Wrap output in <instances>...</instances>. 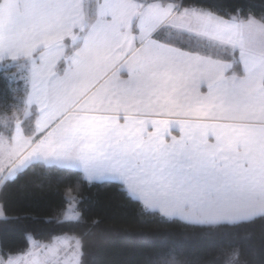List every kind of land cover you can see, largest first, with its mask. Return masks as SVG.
<instances>
[{
  "label": "snow or ice",
  "instance_id": "1",
  "mask_svg": "<svg viewBox=\"0 0 264 264\" xmlns=\"http://www.w3.org/2000/svg\"><path fill=\"white\" fill-rule=\"evenodd\" d=\"M37 168L70 181L50 223H87L83 185L117 184L142 216L179 226L153 264H264V231L246 246L229 231L264 229V11L0 0V222L19 219L9 190ZM223 235L237 242L211 260L179 251ZM31 243L0 246V264H88L81 236Z\"/></svg>",
  "mask_w": 264,
  "mask_h": 264
},
{
  "label": "trees",
  "instance_id": "2",
  "mask_svg": "<svg viewBox=\"0 0 264 264\" xmlns=\"http://www.w3.org/2000/svg\"><path fill=\"white\" fill-rule=\"evenodd\" d=\"M190 3L192 0H186ZM215 6L223 15L236 5L244 6L258 14L264 11V0H204ZM67 173L47 172L34 169L23 175L9 190V215L19 219L0 222V246L13 251H27L29 235L40 242H52L54 237L67 235L81 236L89 249L88 264H153L157 253L167 243L166 230L178 232V225L151 220L139 212V205L131 201L117 184L83 185L84 197L81 207L85 209L87 223H65L57 225L47 218L56 214L65 202V187L70 181L64 179ZM98 220L95 225L92 220ZM245 229L254 232L251 242L242 237ZM238 232V243L259 244L264 231L261 225L245 226L229 230ZM84 233H88L84 235ZM234 241L231 235L216 238L215 243H185L179 251L190 258L202 257L211 260L221 248ZM63 247V246H61ZM63 258V257H61Z\"/></svg>",
  "mask_w": 264,
  "mask_h": 264
},
{
  "label": "rangeland",
  "instance_id": "3",
  "mask_svg": "<svg viewBox=\"0 0 264 264\" xmlns=\"http://www.w3.org/2000/svg\"><path fill=\"white\" fill-rule=\"evenodd\" d=\"M67 236L72 237V235H67ZM30 237H31V241H36V242L40 243V241H37L36 239H34L33 236H30ZM61 237H62V236H61ZM29 241H30V239H29ZM31 241H30V248L33 247ZM42 243H45V242H42ZM67 243H68V245H69V251H71V247H70V246H71L72 244H74V241L71 240V239H69V240L67 241ZM62 246H63V245H62Z\"/></svg>",
  "mask_w": 264,
  "mask_h": 264
},
{
  "label": "crops",
  "instance_id": "4",
  "mask_svg": "<svg viewBox=\"0 0 264 264\" xmlns=\"http://www.w3.org/2000/svg\"><path fill=\"white\" fill-rule=\"evenodd\" d=\"M61 237V236H60ZM41 244H52L53 243V241L52 242H48V243H42V242H40ZM62 246V245H61ZM29 249H30V247H29ZM41 258H43V255H42V257Z\"/></svg>",
  "mask_w": 264,
  "mask_h": 264
},
{
  "label": "built area",
  "instance_id": "5",
  "mask_svg": "<svg viewBox=\"0 0 264 264\" xmlns=\"http://www.w3.org/2000/svg\"><path fill=\"white\" fill-rule=\"evenodd\" d=\"M63 253V247H61V254ZM62 257V256H61Z\"/></svg>",
  "mask_w": 264,
  "mask_h": 264
}]
</instances>
